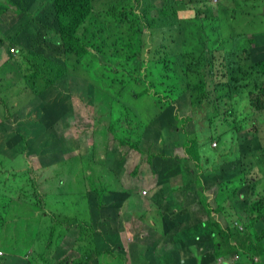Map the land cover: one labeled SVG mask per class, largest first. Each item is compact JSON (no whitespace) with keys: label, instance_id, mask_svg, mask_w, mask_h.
I'll use <instances>...</instances> for the list:
<instances>
[{"label":"trees","instance_id":"16d2710c","mask_svg":"<svg viewBox=\"0 0 264 264\" xmlns=\"http://www.w3.org/2000/svg\"><path fill=\"white\" fill-rule=\"evenodd\" d=\"M5 1L4 6L0 5L1 35L6 37L9 49L13 45L19 47L25 68L32 70L35 77L36 83L32 85L33 88L44 79L46 83L44 90L41 93H34L38 96L30 98L29 101L32 102L38 97L47 98L52 92L53 97L45 99L43 109L49 107L57 114L60 104L68 103L73 106L70 99L66 102L69 98L68 92L62 91L56 94L54 91L59 79L69 80L70 77L74 79L72 76H83L89 81L88 78L91 77L92 85L88 84L87 92L92 95L98 109L108 120L107 125L103 126L102 134L111 133L114 141L120 146L136 151L144 159H146L144 150L148 151V166L156 175V182L151 188L154 192L160 189V192L156 194L159 195L157 199L149 196L152 199L151 207L156 209L145 212H152L153 217L156 218L147 220L150 221L151 225L147 223L149 226L160 223L162 228L164 227L163 234H159L164 240L162 255L165 257L152 259L153 249L158 246L157 242L154 245L152 242L143 246L145 249L140 253L133 250L138 258L137 264H175L174 260L180 258H182L181 263L186 264L184 262L186 255L192 260L196 259L197 264H214L219 259H224L221 264L229 262L230 264H264V196L257 198L258 178L255 179L254 185L244 169L239 177H229L221 165H218L221 162L210 165L201 163L191 155L192 147H189L197 142L199 132L197 125L194 131L195 112L205 103H210L215 109H219L224 94H232L237 89L251 85L252 88L247 91L249 105L256 111H264V45L259 41V36L263 37V35L253 30L255 24L248 26L251 33L255 34L246 33L245 30L242 31V35L234 32L237 27H242L241 24L235 25L236 22L241 21L239 19L241 13L242 16H254L253 11L259 5H264V0H242L247 3L244 7H250L247 11H244L239 0H231L232 3L226 5L230 7L226 8V19L218 24L211 22L210 16L205 14L207 12L211 14L210 11L218 7L222 8V4L209 0H162L160 5L155 4L153 0ZM48 2L51 7L47 11L41 9L43 16L38 19L37 11L42 5H50ZM240 9L241 12L237 13ZM189 10L195 11V17L182 19L179 16L181 11ZM235 18L236 21H233ZM2 24L5 25L2 27ZM41 28L45 29L46 36L53 34L58 38L57 41L47 42L58 44L56 51L63 61L43 54L42 50L40 52L34 50L33 46L41 42L38 39ZM196 30H199L200 34L194 35ZM47 59L53 63L49 64ZM33 60L36 61L37 66L28 67L27 65ZM244 67L247 68L243 76H239L237 71H241ZM84 86L86 87V84ZM70 98L73 96L71 95ZM231 100L232 103L228 105L225 113L228 112L232 118L225 115L226 118H219L221 124L213 120L212 124L206 126L207 138L204 144L214 151L223 149L227 139L226 128H219L220 133L216 129L225 121L231 128L230 131L234 132V120L237 121L241 116L237 114L239 103ZM43 119L47 120L44 117ZM57 123L51 126L55 129L53 131L49 130V126L48 128L45 126L42 137L39 136L37 139L41 141L48 134L52 140L40 145L38 150L32 143L27 142L21 151V154L41 157L42 160L50 163L51 167L58 165L59 169L53 171L50 180L54 182L63 177L60 181L63 183L67 179L65 186H62L63 191L65 190L64 194L67 195L66 204L71 202L76 205L79 200H84L81 211L75 215V222L81 221V224H77L78 234L74 246L70 249L74 253L71 254L66 250L61 256L47 257L46 264H93L95 260L108 261L107 256L112 255L115 248L99 247L101 235L96 230L97 226L103 230L104 238L118 245V253L126 257L130 251H127L109 230L113 221L117 219V211L119 212L120 209L128 210L131 214L134 210L143 209L141 205L144 201L150 203L151 200L146 197L149 195L147 189L149 186L144 183L147 195L143 196L144 189L136 183L137 179H140L139 184L144 182L139 176V171L131 175L136 180L129 189L121 191L120 195L119 191H112L111 198L106 200L104 194L99 192L96 205L87 198L81 197L80 192L77 191L79 187L71 177L77 173L82 182L92 183L91 178H85L83 175L101 165L103 160H100V155L97 153L91 159L86 158L88 154H77L81 160L88 161L87 166H78L75 162L77 155H74L75 142H73V154L70 153L68 159L66 158L68 154L64 155L65 157L61 156L62 152L67 153V148L65 145H60V141L55 137ZM239 123L236 124L237 129H245L243 121ZM97 125H100V122ZM190 125L193 126V130ZM39 132L41 130L39 131L38 128L37 133ZM165 132L168 134L166 138L163 136ZM19 133L18 136L24 143L25 136L22 137ZM8 137L2 136L4 145L8 143ZM258 137V135L254 136V140L259 141ZM162 141L170 149L153 152L154 146L161 148ZM203 141V139L199 140L198 145H202ZM143 142L145 148L142 151ZM214 143L216 144L213 145ZM261 145L263 144L260 143V148ZM176 147L183 148L186 152V156L179 159L185 164L184 170L194 179L190 184H199L194 188L191 187L193 193L189 198L179 191L184 188L172 189L167 186L173 177L171 171L174 167L182 168L183 164L173 167L171 162L170 166L167 163L156 162L158 156L166 159L167 152L174 151ZM2 148L1 146L0 149ZM187 160L192 162L185 163ZM229 161L237 160L230 158ZM260 162L264 163L261 157ZM190 163L194 168L190 167ZM40 167L49 168L43 163ZM137 167L140 170L145 169L141 161L136 164ZM6 170L12 172L15 178L21 179L26 185L25 174H22L26 170L7 165L5 170L0 169V190L5 188L2 185L7 180L3 175ZM30 170L32 169H28ZM260 171L262 172V169ZM251 178L253 179L254 176ZM28 182L26 185L28 189L20 191L27 192L30 205L36 207L37 201L42 204L47 197H52L60 208L61 198H64L62 194L50 196L46 191L39 193L40 196L34 199L36 193L32 189L39 192L37 182ZM54 183L57 186V183ZM130 189L134 190V195L140 201L138 208H133L129 204L133 196ZM137 189L141 190L137 191ZM209 193H213V203L209 199ZM9 199L13 198L3 191L0 192L1 238L8 220L5 208L9 204ZM196 200L202 207L203 213L200 210L199 212L192 210L191 205L194 208ZM155 204L157 205L154 206ZM42 205L40 209L44 211ZM89 208H91L92 221L90 218L83 219L84 213ZM58 215L60 214L45 215L47 218L44 220V228L46 230L48 227L50 237L39 239L48 241L49 247L52 246L55 233L57 239L58 237L61 239L66 232L64 225L58 226L63 224ZM204 217L206 220H203ZM236 220L243 224L244 230H240L235 225ZM52 221L54 225L50 227ZM199 230L201 232L195 234ZM192 232L194 235L191 237ZM181 234H185L187 238L182 237ZM2 243L7 250L15 252L8 237ZM2 243H0L1 249ZM104 245L110 244L104 243ZM133 247L137 248V246ZM211 247L214 252L212 258L209 254ZM195 250L199 254H195ZM149 253L153 255L150 258ZM26 254L20 255L27 258ZM9 259L11 258L0 256V264H7ZM25 264L33 263L27 258Z\"/></svg>","mask_w":264,"mask_h":264},{"label":"rangeland","instance_id":"374dc122","mask_svg":"<svg viewBox=\"0 0 264 264\" xmlns=\"http://www.w3.org/2000/svg\"><path fill=\"white\" fill-rule=\"evenodd\" d=\"M209 1L216 3L215 0ZM220 1L221 0H219V2ZM239 1L244 11H247V8H250L244 7L245 5H247L246 2H242V0ZM153 2L157 5H160L162 3V0H153ZM5 3V0H0V5L4 6ZM222 3V8H216L220 11L221 15L226 8H230L226 7V5L229 6L232 2L231 0H222ZM48 4L50 3L48 2ZM50 7L51 4L48 6H40L39 10L36 13V17L40 19L43 16L41 15V9L47 11ZM217 10L210 11L211 15L216 16L212 13H214L215 11L218 12ZM240 12L241 9L237 11V13ZM205 15L210 16L209 14ZM253 15L256 17L254 18V16L252 15L242 16L241 13V17L239 18L241 19V21L236 22L235 25L241 24L242 27H237L234 32L235 34L242 35V31L245 30L246 33L255 34L251 33L248 28L249 25L255 24V28L253 30L256 33H260V35H263V37H260L259 35L258 36L259 41L264 45V5H259L253 11ZM194 16V11L180 12V17L182 19L193 18ZM233 21H236V18ZM215 23L218 24L219 22ZM4 25L5 24H2V27ZM196 31L197 32H194V35L199 33V30ZM221 31H223L222 28ZM1 36L0 129L2 125L8 123L10 124L13 133L10 134V137H8L7 140L8 143H5V145L3 141L4 138H0V148L2 146L3 149H7V153L4 151H0V169L5 170L7 165H12L13 167L15 166L16 169H25L26 171H23L22 174H25L24 178L26 180V185L28 181V183H30L31 181L33 183L37 182V187L39 188V192L36 189H32L33 192L36 193L33 196L34 199L40 196L39 193H45L46 191H48L50 196L56 195V184L50 180V177L54 174L53 171L59 169L58 165L51 167L50 163L42 160L41 157L39 158L38 156H33L26 153L21 154L22 148L27 144V142H29V144L32 143L33 147H36V150H38L40 148V145L48 143L49 140H52V138L49 137L48 134H46V137L42 138L41 141H38L37 139L39 136L40 138L42 137L41 135L45 132V126L47 128L49 126V130L53 131L55 129H52L51 126L58 122L56 124L57 136L55 137L60 141V145H65V147L67 148V153L62 152L61 156L68 154L66 157L68 159L70 157V153L73 154V142H75L76 144V151L74 155L88 154L89 148L91 147L93 125L100 122V126L103 128V126L107 125V121L102 118L101 114L96 112L92 95L87 92V86L88 84L92 85V82H90V80L87 81L81 76H72L74 79L70 77L69 80L68 78L59 79L54 89L56 94H60L62 93V91L68 92L69 98L66 100V102H68L70 99L72 101L73 106L68 103L60 104L57 108V114L55 111L52 112L49 107L43 109L45 99H50L53 97L54 93L52 92L47 98L45 97L43 99L41 97H38V99H34L32 102H30V98L38 96V94L36 95L34 93H41L44 90L46 86L45 79L42 80L38 86L33 88L32 85L36 83L35 77L33 75L32 70H27L25 68V63L22 61L21 55L19 53V47L14 45L11 46V49H15L16 53L14 55L10 54L9 50L11 49L8 48V42L5 39L6 37L1 35L0 32V37ZM38 39L41 42L33 46L36 52H40L42 50L43 54L52 56V58L55 60L63 61V58L56 51V46L58 44L47 42L48 40L57 41L58 38L55 35L50 34L46 36L45 29L41 28ZM30 57L34 56L30 55ZM231 59L236 60L235 58ZM47 61L49 64L53 63L48 59ZM27 66L34 68L35 66H37L36 61L33 60V62L29 63ZM246 68L247 67H244L241 71H237L238 75L243 76V73L245 72ZM71 80H73V82H71ZM85 84L86 87L84 86ZM251 88L252 86L248 85L244 86V88L235 90V92L232 94H224L225 96L223 97L222 104L219 109H215L214 105L210 103H205L203 106L198 108V111L195 112L194 131L196 130L197 125V132L199 131L201 133L198 132L197 142L195 141L194 144L189 147H192V150L190 152L191 155L197 158V161L201 163L210 165L213 163H218V161L221 162L220 164L218 163V165H221L222 169L225 170V173L229 175V177H239L241 174H243V169L245 170L247 176L250 177L254 185L256 183L255 179L259 177L257 180L260 184L257 188L258 198L259 196H264V163L260 162V157L264 159V111L259 112L250 107L248 97L249 95L247 94V91H249ZM71 95L73 96V98H70ZM231 99H233V102L239 103L237 104V106L239 107V109L237 110V114H240L241 116H239L237 121L234 120V132L230 131L231 128L227 126L225 121L216 129V131L220 133L219 128H226L227 130L225 131V133L227 134V139L225 140L223 149H218L214 151L210 149L208 145L204 144L207 138L206 126L212 124L213 120L221 124L219 118H226L225 115L231 117L228 112L225 113V110L227 109L228 105L232 103ZM8 112H11V114L13 113V115L8 116ZM43 117L47 120H44ZM241 121H243V124L245 125V129L242 130L237 129L236 127V124ZM190 127L193 130V126L190 125ZM38 128L39 131L41 130V132L39 133H37ZM257 129H259L260 133V137H258L259 141L254 140V136H256L255 131ZM18 131H20V133ZM18 133L21 134L22 137L25 136L24 143L21 141V138L18 136ZM167 135L168 134L166 132L163 133V136L165 138L167 137ZM202 139L204 140L202 145H198V143H200L199 140ZM246 140H248V142H246ZM260 143L263 144V146L261 145V148ZM187 146L188 145H186L185 147L187 148ZM173 147L174 145L172 144L171 148L173 149ZM66 148L64 149L65 151ZM143 148H145L144 142L141 143L142 151L144 150ZM168 149H170V147H168L164 143V141H162L161 148L158 149L154 146L153 152H164ZM17 151H19V153H16ZM144 153L146 154V159H143L144 157H142L139 153H136V151L127 152V158L125 159V162L122 165H119L117 168L120 177H122L120 182L118 179L119 175L116 171V168L113 166V164L107 163L106 165L99 168V170L93 177L92 185L87 187L88 189L90 188V191L92 192L100 191L102 194L109 196L111 195V191H123L124 189H129L131 184L136 180V178L132 177L131 175H133L135 172L140 171L139 176L144 182L142 184H139L140 179H137L136 183L140 186L141 189L144 190H146L144 183L149 186L147 187V189L149 190V195L146 196L143 194V196H146L151 200L149 204L144 201L143 205H141L143 209L134 210L131 214L128 212V210L124 209H120L119 212L117 211V219L113 221V225L111 226L109 232L114 234L113 236L115 237V239H118L119 242L124 245L127 251H130V253L126 257L121 255V253H118V245L110 243L107 238H104V233L102 232L103 230L99 229V227L97 226L96 230H98V234L100 233L101 235L99 247L101 249L105 247H113L115 248V252L113 251L112 255L107 256L108 261L95 260L93 264H137L138 258H136V256L134 255L133 250L135 249L136 252L140 253L145 249V247L143 246L150 245L152 242L153 245L156 244V242L158 243L157 248L153 249V255H162L163 253L162 243L164 240L162 239L160 234H163L162 232L164 230V227L162 228L160 223L154 226H149L148 224H150V221L147 222V220H155L156 218L153 217L152 212H145V210L156 209V207H151L152 199L150 197H152L153 199L159 198V195L157 196L156 194L160 192V189H156V191L154 192L151 188V186H154L153 183L156 182V175H154L152 169L148 166V151L144 150ZM218 153L220 155H217ZM174 154L179 156V158H184L186 156V152L183 148L180 147L174 149ZM76 158L77 160H75V162L78 166H87L88 161L81 160L80 156L78 155ZM230 158H234L237 161H229ZM168 160L169 158L164 159L163 157L159 156L156 158L157 163L161 162L163 164H166ZM140 161L143 165H145V169L142 168L140 170L139 167L136 168L135 164L139 163ZM169 162H174V166H176V162H179L180 165L183 164L182 160L174 159ZM187 162L192 161H185V163ZM42 163L49 168L42 169L40 167ZM28 169L32 170L28 171ZM261 169L262 172L260 171ZM181 171H183V173L185 174V182H183L182 178L178 175L179 177L173 179V183L179 184L180 188L185 187L184 189H179V191L187 195V197L189 198V195L193 193V190L190 189V184H187L189 179L186 177V170ZM3 175L6 177L7 180L2 185L5 188L0 190V192L3 191L4 193H6L7 196L13 199H9V204L5 208V214L8 220L4 225V232L2 236L3 239L0 237V243L4 242L8 237L11 241L13 250L16 252L15 253L7 250V247L2 243V249L0 248V251L3 252L6 257L11 258L7 261V264H23L20 263L16 258L13 259V256L11 255L26 254L28 250L34 251V257L39 255L40 253L43 254L38 256V258L33 261V263L35 262L34 264H46L45 260L47 259V257L61 256L66 250L73 254L74 252L70 249H72L75 244L77 231H66L61 239L59 237L57 239V233H55L52 241V246L49 247L47 245L48 241H43L39 239L40 237H50V234L48 233V227L46 228V230L44 228V220L47 217L43 214L44 211L40 209L42 204H39L40 201H37L38 205L36 207L34 205H30V202L27 199L29 197L28 194H26L27 192L22 193L20 191L23 189H28V187H26L25 185V182H23L19 178H15L12 175V172L7 170L3 172ZM252 176H254L253 179L251 178ZM64 183L66 184V181H64ZM167 186L169 187V182ZM195 186H199V184L196 183L191 185L192 188H194ZM80 189H82V187H80ZM141 189H137V191H140ZM130 190L133 192V196L130 199L129 204L133 208H138L140 201L134 195V190ZM77 191L82 192L78 189ZM209 194L210 201L213 203V193ZM83 203L84 200L81 199L76 205H73L71 202L66 204V199L64 197L61 198V206L60 208H58L57 204L53 201L52 197H47L48 207L46 208L48 212L52 213L53 215L58 213H67L66 215L73 216L79 214L83 207ZM156 205L157 204H155L154 206ZM57 208L59 210H57ZM191 208L194 212H199V209L203 211L202 207L197 203V200L194 202L195 210L193 209L192 205ZM90 209L91 208H89L88 211L84 213V220H87L90 218V216H92ZM162 213L164 214L163 210ZM203 219L206 220L205 217ZM90 220L92 221L93 217H91ZM139 220L142 222H140ZM155 222L157 223V221ZM76 224H81V221H76ZM53 225L54 222L52 221L50 223V227ZM58 226L60 227V224H58ZM57 230H59L58 227ZM197 233L198 231L195 232V234ZM193 235L194 232L190 234L191 237ZM181 236L187 238L185 234H181ZM104 243H108L110 245L105 246ZM60 244L61 248H59ZM133 246H137V248H134ZM50 251L51 253H49ZM213 253V247H211L209 249L210 258H212ZM195 254H199L197 250H195ZM26 255L28 256V258H32V252H28ZM153 255H150L149 253L148 257L150 258ZM145 257H147L146 252ZM181 259L182 258L175 259L174 263L180 264ZM184 262H186V264L198 263L196 259L192 260V258L188 255L184 257ZM214 264L221 263L217 262Z\"/></svg>","mask_w":264,"mask_h":264},{"label":"clouds","instance_id":"9594fccd","mask_svg":"<svg viewBox=\"0 0 264 264\" xmlns=\"http://www.w3.org/2000/svg\"><path fill=\"white\" fill-rule=\"evenodd\" d=\"M215 1H216V3H218L217 1H219V0H215ZM226 1H228V0H226ZM215 10H217V9H215ZM191 11H193V10H191ZM217 11H218L219 15L213 16V15L210 14V17L209 18H211V20H210L211 22H219L220 23L224 19H226L227 13H226V15H221L220 14V11L219 10H217ZM226 12H227V10H226ZM9 51H10V54H13V55L16 53L15 49H11ZM95 65L96 64H93V66H95ZM81 77H83V76H81ZM85 79H87V78H85ZM88 80H91V77L88 78ZM92 99H93V97H92ZM94 105H95L96 112H98L99 114H101L102 115V118L105 119L108 122L105 114L104 113H101L100 110L98 109L97 102L94 101ZM93 127L94 128H93V134H92V139H91V147L89 148V153H88V155H87L86 158L91 159L93 157V155L95 153H97L98 155H100V158H101L100 160H103V163L101 165L97 166L95 169L90 170V171H87V173L85 175H83V177H85V178H91L92 180H93V177L96 174V172L99 170V168H101L102 166L106 165L107 163L113 164V166L116 168V171H117L118 166L119 165H122L125 162V159L127 158V155H126L127 152L128 151L129 152H132V150L128 149L126 146H124V147L123 146H120L117 141H114V136L111 133H109L108 135L102 134V129L103 128L100 125L94 124ZM255 132H256V135H258L260 137L259 130H256ZM215 144L216 143H214L213 145H215ZM167 153H168V157L167 158H169L167 164L170 166V162L169 161L170 160H174V157L177 156V155L174 154V151L173 152H167ZM84 155H86V154H84ZM177 157L178 158H175V160H180L179 159V156H177ZM114 158H116V159H114ZM178 164H179V162H176V166ZM171 165L174 167L173 162H171ZM184 166H185V164H183V167L182 168H179L177 166L178 167L177 170L180 171V174L179 175L182 178L183 182H185L184 181L185 174L181 170H184ZM190 167L191 168H194V166H193L192 163H190ZM175 168L176 167H174V169ZM117 173H118V171H117ZM118 175H119V178L118 179H119V182H120L121 179H122V177H120V174L119 173H118ZM116 176H117V174H116ZM186 177L189 179L188 182H187V184H190L194 180L192 177L189 176L188 173L186 174ZM71 178L78 185L79 190L82 191V192H80L81 197L90 199V194L91 193L95 196V195H97V192L98 193L100 192V191H97V192L96 191H94V192L90 191V188L88 189L87 187H89L90 185H92V183L82 182L81 179L79 178V175L77 173L74 175V177H71ZM65 181H67V179ZM257 184H258V186L260 185L259 182ZM80 187H82V189H80ZM183 188H185V187H183ZM111 192H110V194H111ZM119 192H121V191H119ZM144 192H146V194H144ZM142 193L144 195H147V191L146 190H143ZM42 204H43L42 206H43V209H44V214L46 216H47V214H51V213L47 212V210H45V206H46L45 205V201ZM58 216L63 221V224H60V227L64 225V227L66 228V231H77V224L75 222V215H73V216H69V215L60 216V215H58ZM235 225H237L240 228V230H244L243 224L240 223L238 220L235 221ZM77 234H78V231H77ZM46 238H48V236ZM28 252H32V258H28L27 257L28 259H31L32 263H33L34 260H36L38 258V256L43 255L42 253H40L39 255H37L36 257H34L33 256L34 251L28 250ZM0 256H3L4 257L5 255H4L3 252L0 251ZM13 258L14 259L16 258L20 263H23V264H25V260L27 259L26 257H23L20 254H13ZM237 258L238 257H236V259ZM223 260L224 259H219L218 262L221 263ZM256 260H258V258ZM230 263L231 262H229L227 264H230Z\"/></svg>","mask_w":264,"mask_h":264},{"label":"crops","instance_id":"0c3cea01","mask_svg":"<svg viewBox=\"0 0 264 264\" xmlns=\"http://www.w3.org/2000/svg\"><path fill=\"white\" fill-rule=\"evenodd\" d=\"M218 3H220V4H223L222 3V0L219 2V1H217ZM211 7V6H210ZM211 9H214V8H212L211 7ZM182 12V11H181ZM188 12H192L191 10H189ZM226 9H225V11L222 13V15H226ZM207 14H209L210 15V13H208L207 12ZM212 14H214V15H219V13L218 12H214V13H212ZM179 16H180V13H179ZM195 17V16H194ZM7 115L8 116H11V115H13V113L11 114V112H8L7 113ZM5 118H7V117H5ZM6 122H7V120H6ZM4 124V123H3ZM7 127V128H5V126ZM4 125H2V127H1V129H0V137L2 138V136L3 135H5V136H9L10 137V134H12L13 133V131H12V128H11V126H10V124H4ZM0 150H5L6 151V148L5 149H0ZM7 152V151H6ZM172 173H171V175H173V177L171 178V180H170V183H169V186L173 189H178L179 188V184H177V183H173V179L174 178H176V177H179L180 175V172L177 170V168H175V169H173L172 171H171ZM179 172V173H178ZM76 174V173H75ZM179 175V176H178ZM61 180H63V179H61V177L60 178H58V180L57 181H54V182H56L57 183V186H56V188H57V191H59V193L57 192V194H58V196H60L61 194L63 195V197H65L66 195L64 194V191H63V189H62V186H65V183H64V181H63V183L62 182H60ZM190 186V189H191V185H189ZM207 193V192H206ZM119 195H120V193H118ZM208 194V193H207ZM99 196L98 195H93L92 193L90 194V199H88V200H90V202H93L95 205H96V199L98 198ZM111 198V195H109V196H106V195H104V199H106V200H108V199H110ZM45 201V210H47V208L46 207H48L47 206V198L44 200ZM194 210H195V208H193ZM200 210V209H199ZM47 212H48V210H47ZM200 212L201 213H203V211H201L200 210ZM58 214H60V216H66V214L67 213H58ZM203 220H205V219H203ZM199 232H201V231H198V233ZM163 257H165L164 255H156V256H154L153 257V260L154 259H157V258H163Z\"/></svg>","mask_w":264,"mask_h":264},{"label":"built area","instance_id":"2783aa9c","mask_svg":"<svg viewBox=\"0 0 264 264\" xmlns=\"http://www.w3.org/2000/svg\"><path fill=\"white\" fill-rule=\"evenodd\" d=\"M144 194H146V192H144Z\"/></svg>","mask_w":264,"mask_h":264}]
</instances>
